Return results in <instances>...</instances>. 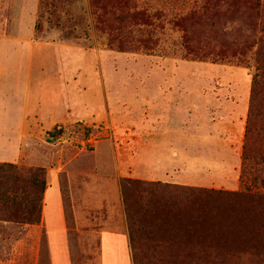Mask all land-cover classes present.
Wrapping results in <instances>:
<instances>
[{"label":"rangeland","instance_id":"1","mask_svg":"<svg viewBox=\"0 0 264 264\" xmlns=\"http://www.w3.org/2000/svg\"><path fill=\"white\" fill-rule=\"evenodd\" d=\"M37 22L40 29L36 37L46 42L44 54H40L45 60L44 75L40 76L44 83L41 124L45 129L52 127L55 100L72 114L89 119L91 112H96L90 102L99 94L109 121L57 126L47 131L62 132L52 143L47 142L43 129L36 130L45 136L36 148L42 157L54 158L62 142L71 157L75 153L69 149H86L93 164L88 170L62 177L67 228L53 197L44 228L0 222V264H71L67 229L73 264H97L98 238L107 224V212L85 208L82 190L91 181L90 174H98L85 192L94 207L110 196L108 191H115L116 184L107 178L116 174L110 150L126 159L136 150L138 153L143 143H135L136 136L142 134L136 128L149 122L152 93L156 91L173 92L175 103L181 101L182 92L183 101L189 97L188 112L183 114L189 113L190 121H185L180 133L193 169L183 175L199 179L184 183L225 192L264 193L260 180L255 179L259 172H253L255 166L244 167L243 159L251 87L256 68L264 62V0H40ZM70 78L83 94H75L64 85L61 89ZM55 84L59 86L57 92ZM180 114L174 108V127ZM145 134L142 138L149 147V132ZM210 136L224 138L231 148ZM181 140H172L174 153ZM104 146L108 150L99 155L96 164ZM212 148H217L219 155H214L216 163L211 166L203 158L211 155ZM14 166L23 170L24 180L43 168ZM201 166L209 169L202 171ZM43 169L48 187L47 170ZM221 177L226 180L223 185L218 184ZM123 179L118 180L120 193ZM200 179L208 182L201 185ZM0 184L23 183L7 177L0 178ZM117 207V231L129 232L125 206ZM221 254L229 263L244 258L235 249Z\"/></svg>","mask_w":264,"mask_h":264},{"label":"crops","instance_id":"2","mask_svg":"<svg viewBox=\"0 0 264 264\" xmlns=\"http://www.w3.org/2000/svg\"><path fill=\"white\" fill-rule=\"evenodd\" d=\"M40 0H0V163L11 165L41 166L47 170L48 187L43 199L42 209V223H46V212L48 209L50 198H55L56 206L62 212V220L64 227L67 228V216L65 208V199L63 192L62 177L66 173L80 172L88 170L92 167V160L88 158L86 149L81 148L79 151L74 148L73 156L65 150L62 142L58 145L60 149L54 158L36 152L39 143L44 141L45 136H41L36 132L38 128L47 133V142L58 141L49 135L51 129L57 126H72L77 123L85 125H94V123H102L105 120L109 121L107 110L104 108L101 94L95 100H92L91 106L95 107V114L89 119L82 115L76 116L72 114V110L68 107H63L60 102L54 101L52 105L53 123L52 127L45 129L41 124L43 118L41 109V88L44 83L41 82V75H44L45 60L40 58V54H44L46 42L36 37V24L38 21ZM59 43V42H58ZM69 45L64 47L69 48ZM71 47V46H70ZM38 54V57H37ZM37 57V58H36ZM61 85V89L67 87L72 89L75 94H83L82 91L77 90L76 83L72 78L67 79ZM55 86L54 91L57 92L58 85ZM64 93V91L62 90ZM97 94V92H96ZM95 94V95H96ZM151 101V113L149 115V122L141 123L140 129L142 132L137 135L135 143L140 141L143 143L139 146V150L135 152L134 156L126 159L125 156L119 153L113 154L110 150L111 156H114L116 174L107 177L113 184H116L115 191H108L110 196H107L97 206H92L89 199L86 197V190L90 189L94 179L98 174H90L91 181L86 183L83 192L81 193V200L85 208L107 212V224L100 232L98 238V257L97 264H134L130 244L129 232L117 231V206L124 208V202L119 191L118 180L134 179L149 182H161L182 186H193L189 183H184L183 180L198 181V179H191L185 176L184 172H189L191 169L190 157L183 143V125L185 121H190L189 113L183 114L188 108L187 101H183L185 93H181V101H174L173 92H153ZM188 95V94H186ZM88 103V102H87ZM102 103V104H101ZM174 108L180 110L181 114L177 120V126L173 125ZM188 112V111H187ZM75 116V117H74ZM146 121V118H143ZM245 129V128H244ZM144 132V133H143ZM145 132H149V147H145L144 139ZM214 135V133H213ZM180 137L181 142L176 146L177 153H174L173 142L175 138ZM212 141L224 142L229 148L231 145L225 139L210 136ZM41 146V145H40ZM221 147V146H220ZM96 157V164H99V155L106 152L108 147L104 146ZM217 148H212L210 154L205 155L204 163L215 162L214 155H219ZM78 152L81 155L78 157ZM229 165L232 163L230 156L227 155ZM216 163V162H215ZM99 170L101 166L97 165ZM209 168H203L206 171ZM223 169H220L222 171ZM99 173V172H98ZM225 177V176H224ZM221 177L218 184L223 185L222 182L226 180ZM201 185H205L208 179H200ZM222 180V181H220ZM110 185V184H109ZM199 185V184H198ZM85 197V201L84 198ZM86 203V204H85ZM98 203V202H97ZM124 213V211H123ZM125 215V214H124ZM122 225V223H121ZM67 247L70 253L71 264L72 249L69 230L67 229Z\"/></svg>","mask_w":264,"mask_h":264},{"label":"trees","instance_id":"3","mask_svg":"<svg viewBox=\"0 0 264 264\" xmlns=\"http://www.w3.org/2000/svg\"><path fill=\"white\" fill-rule=\"evenodd\" d=\"M39 29L37 22L36 33ZM61 134L57 129L49 133L55 139ZM243 150L244 167L255 166V179L264 188V62L253 78ZM22 172L0 165V178L23 183L0 184V222L38 226L47 190L45 170L36 169L26 180ZM121 193L134 264H228L221 253L229 249L244 257L229 264H264V193L134 179L122 180Z\"/></svg>","mask_w":264,"mask_h":264}]
</instances>
